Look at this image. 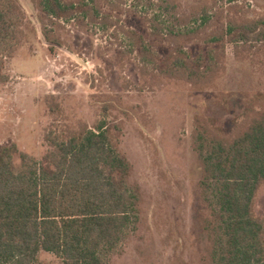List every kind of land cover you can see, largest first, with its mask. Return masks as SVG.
<instances>
[{
	"label": "trees",
	"instance_id": "trees-1",
	"mask_svg": "<svg viewBox=\"0 0 264 264\" xmlns=\"http://www.w3.org/2000/svg\"><path fill=\"white\" fill-rule=\"evenodd\" d=\"M31 1L50 51L66 44L61 20L85 25L102 13L105 19H120L127 7L123 0ZM202 5L207 9L193 11L190 21H201L200 27L210 21L208 6ZM130 8L154 11L147 18L150 37L134 29L126 38L129 52L139 53L143 74L151 69L201 90L212 87L218 57L207 45L190 42L199 32L181 33L170 24L171 35L189 42L160 46L164 58L154 51L161 27L168 24L164 18L178 21L181 16L178 0H133ZM30 23L20 0H0V83L9 81L8 62L25 46ZM227 31L233 41L262 40L264 17L231 21ZM224 40L211 41L223 48ZM44 102L53 120L41 155L15 141L0 145V264H44V254L63 264H112L142 226L146 202L132 180L122 130L108 120L114 104H104L103 118L90 126L67 114L58 96L46 95ZM235 134L228 139L212 118L196 117L192 146L201 165L194 185L201 208L197 223L205 236L201 264H264V216L256 211L264 187V107Z\"/></svg>",
	"mask_w": 264,
	"mask_h": 264
},
{
	"label": "rangeland",
	"instance_id": "rangeland-1",
	"mask_svg": "<svg viewBox=\"0 0 264 264\" xmlns=\"http://www.w3.org/2000/svg\"><path fill=\"white\" fill-rule=\"evenodd\" d=\"M123 1L127 7L120 19L115 15L105 19L102 13L85 25L61 20L66 44L50 51L32 1L20 0L31 23L25 46L8 62L9 81L0 83V145L15 141L33 154H42L44 135L53 120L46 95L58 96L67 114L90 126L103 118L104 104L113 103L108 120L122 130L121 147L133 164L132 180L143 190L146 202L142 226L112 264H201L205 236L197 223L201 208L194 187L201 165L192 133L197 116L210 117L233 139L261 113L264 39L233 41L227 30L231 21L263 18L264 0H178L179 20L164 18L168 24L161 27L154 50L163 58L167 54L160 46L173 42L175 48L189 42L186 36L171 35L170 24L181 33L199 32L190 42L216 51L217 79L205 90L151 69L149 75L140 71L139 53L129 52L126 38L134 29L150 37L147 18L154 11L130 8L133 0ZM202 3L210 15L204 27L199 26L201 21L190 23L193 11L207 9ZM223 36V48L211 41ZM256 211L264 216V187ZM43 260L63 264L51 254H44Z\"/></svg>",
	"mask_w": 264,
	"mask_h": 264
}]
</instances>
